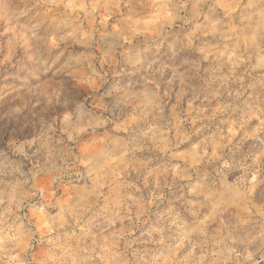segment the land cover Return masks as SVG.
Masks as SVG:
<instances>
[{
  "label": "clouds",
  "instance_id": "clouds-1",
  "mask_svg": "<svg viewBox=\"0 0 264 264\" xmlns=\"http://www.w3.org/2000/svg\"><path fill=\"white\" fill-rule=\"evenodd\" d=\"M0 264H264V0H0Z\"/></svg>",
  "mask_w": 264,
  "mask_h": 264
}]
</instances>
